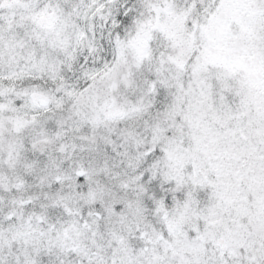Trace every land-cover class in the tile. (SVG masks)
Returning <instances> with one entry per match:
<instances>
[{
    "label": "snow or ice",
    "instance_id": "1",
    "mask_svg": "<svg viewBox=\"0 0 264 264\" xmlns=\"http://www.w3.org/2000/svg\"><path fill=\"white\" fill-rule=\"evenodd\" d=\"M0 264H264V0H0Z\"/></svg>",
    "mask_w": 264,
    "mask_h": 264
}]
</instances>
